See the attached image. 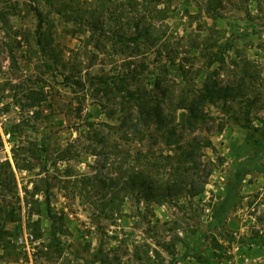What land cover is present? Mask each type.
Here are the masks:
<instances>
[{"label":"rangeland","instance_id":"rangeland-1","mask_svg":"<svg viewBox=\"0 0 264 264\" xmlns=\"http://www.w3.org/2000/svg\"><path fill=\"white\" fill-rule=\"evenodd\" d=\"M38 24L52 37L55 61L40 51ZM144 27L157 39L138 37ZM213 70L221 84H240L238 97L206 104L191 131L183 127L186 110H177L183 145L200 144L202 174L209 173L200 175L202 193L145 203L84 179L115 176L128 161L146 164L133 160L137 150L172 153L121 133L112 135L114 148L87 139L88 130L103 135L117 122V102L130 100L131 87L164 76L177 99L197 93ZM12 87L42 92L37 115L19 108ZM0 112L11 133L6 147L0 140V164L10 163L0 165V264L25 257V232L35 241L34 264H264V157L224 224L207 227L250 151L248 127L264 120V0H0ZM13 148L32 169L15 167ZM34 183L39 191L31 194ZM47 201L62 227L47 215Z\"/></svg>","mask_w":264,"mask_h":264},{"label":"trees","instance_id":"trees-1","mask_svg":"<svg viewBox=\"0 0 264 264\" xmlns=\"http://www.w3.org/2000/svg\"><path fill=\"white\" fill-rule=\"evenodd\" d=\"M165 11V8H159L158 12ZM95 23V22H93ZM96 25V24H94ZM139 24L136 23L134 28H138ZM148 27V26H147ZM144 31L138 32V37L143 36L146 40L153 42L154 37L148 31L149 28L144 27ZM37 44L43 55H48L50 59L56 60V53L52 46V37L41 29L38 24ZM164 72L166 71L163 68ZM180 71L184 74L185 70L180 67ZM217 75L216 70L207 72L204 78V83L201 89L194 94H185L175 99L169 90L164 87L163 78H154L148 80L150 87L140 89L138 85L135 88L131 87L128 93H132L130 100H118L120 112L117 117V122L111 124L106 134L100 135L97 132L88 130L87 139L93 145H103L108 147H116V142L112 135L121 133V139L125 141L138 140L142 142L144 139L152 143H162L164 146L170 148L171 154L156 155L155 150L146 149L144 151L137 150L133 156V160L139 162L142 158L146 164L138 166L137 163H129L125 165L119 164L117 170L114 172L116 175L102 176L97 171L89 176H84V179L97 184L107 191L121 194L123 198L134 197L137 201H144L145 203L154 202L161 204L164 201H170L181 195L195 196L203 192L204 181L200 180V175L206 177L209 173L202 174V161H201V147L197 141L191 140L183 145L181 136L178 133L180 126L177 120V110L185 109L186 117L183 127L187 131L194 130L196 125L204 121L203 107L206 104H215L219 101L235 100L238 97V92L241 89L240 84L223 85L220 80L215 78ZM129 85V83H127ZM126 85V83H125ZM16 87V86H15ZM125 87V86H124ZM128 89V86L125 87ZM13 98L16 104L22 111H33L34 116L38 111L34 108L43 99L41 91L32 87H26L24 90L19 91L12 87ZM112 98H117V94L111 87L108 90ZM125 98V97H124ZM89 129L94 127L92 122H88ZM248 139L251 138V148L248 154L241 157L236 167L229 177L223 195L219 198L213 206L209 221L208 228L221 227L227 217L228 212L234 208L241 200L238 190L245 180L246 176L253 172L261 171L260 160L264 157V120L262 126L248 127ZM255 132L258 136H255ZM79 140V137L74 140ZM74 142L68 144L65 150L69 149ZM65 150H62L60 155L66 157ZM13 161L18 169H32L31 162L19 157L18 150L13 148ZM94 154V153H93ZM0 165H7L10 167L8 161ZM37 184L34 183L31 194L38 193ZM48 191L45 187L43 192ZM47 199V198H46ZM47 215L53 217L54 220L60 221V227L63 226L61 218H56L52 214L51 207L47 201ZM39 207L36 208L38 213ZM34 236L39 238L40 221L37 218L32 222ZM62 225V226H61Z\"/></svg>","mask_w":264,"mask_h":264},{"label":"built area","instance_id":"built-area-1","mask_svg":"<svg viewBox=\"0 0 264 264\" xmlns=\"http://www.w3.org/2000/svg\"><path fill=\"white\" fill-rule=\"evenodd\" d=\"M7 126V117L4 113L0 112V140L4 147L7 146L11 138V133L7 130ZM19 243L25 257H21L18 261L5 262L4 264H34L31 258L35 245L33 235L30 232H25L22 236H19Z\"/></svg>","mask_w":264,"mask_h":264}]
</instances>
